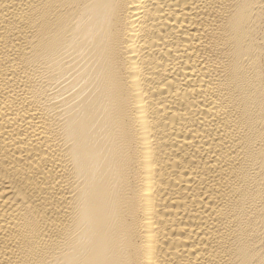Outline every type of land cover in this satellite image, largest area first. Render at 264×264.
<instances>
[{
	"label": "bare ground",
	"instance_id": "obj_1",
	"mask_svg": "<svg viewBox=\"0 0 264 264\" xmlns=\"http://www.w3.org/2000/svg\"><path fill=\"white\" fill-rule=\"evenodd\" d=\"M0 264H264V0H0Z\"/></svg>",
	"mask_w": 264,
	"mask_h": 264
}]
</instances>
